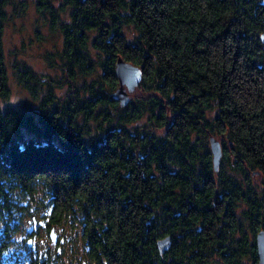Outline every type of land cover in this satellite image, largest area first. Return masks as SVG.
I'll use <instances>...</instances> for the list:
<instances>
[{
    "label": "trees",
    "instance_id": "trees-1",
    "mask_svg": "<svg viewBox=\"0 0 264 264\" xmlns=\"http://www.w3.org/2000/svg\"><path fill=\"white\" fill-rule=\"evenodd\" d=\"M33 2L58 73L13 60L32 102L7 104L5 6L25 2L0 0V264H257L264 0ZM117 59L141 68L124 105Z\"/></svg>",
    "mask_w": 264,
    "mask_h": 264
},
{
    "label": "rangeland",
    "instance_id": "rangeland-1",
    "mask_svg": "<svg viewBox=\"0 0 264 264\" xmlns=\"http://www.w3.org/2000/svg\"><path fill=\"white\" fill-rule=\"evenodd\" d=\"M11 1L17 2L19 0ZM21 1L25 2V7L18 11L13 9L11 3L5 6L6 21L1 33V46L9 86L7 104L14 106L22 102L29 103L32 101L28 92L14 78L10 67V63L13 60L24 61L37 72L51 75L58 73L57 69L47 67L42 55L44 51L50 50L53 46L59 44L58 33L50 32L44 24H38L34 0ZM126 31L128 37H130L132 32L129 29H126ZM40 237L42 238L43 235ZM32 241L31 244L33 243Z\"/></svg>",
    "mask_w": 264,
    "mask_h": 264
},
{
    "label": "water",
    "instance_id": "water-1",
    "mask_svg": "<svg viewBox=\"0 0 264 264\" xmlns=\"http://www.w3.org/2000/svg\"><path fill=\"white\" fill-rule=\"evenodd\" d=\"M260 40L264 43V34L259 35ZM114 76L117 80V86L112 91V97L118 101L120 105H124L130 93L138 84L141 78V68L137 65L131 64L127 61L117 59L114 65ZM209 150L212 156L213 169L217 168V163L220 156V146L218 140L213 137L208 139ZM49 239L54 243L56 235L51 229L48 232ZM32 238L27 239V245H30ZM61 241V239H59ZM170 243V236L158 238L155 241V246L158 253L166 250ZM254 244L256 250L257 264H264V229H259L254 235Z\"/></svg>",
    "mask_w": 264,
    "mask_h": 264
},
{
    "label": "flooded vegetation",
    "instance_id": "flooded-vegetation-1",
    "mask_svg": "<svg viewBox=\"0 0 264 264\" xmlns=\"http://www.w3.org/2000/svg\"><path fill=\"white\" fill-rule=\"evenodd\" d=\"M55 243V242H54Z\"/></svg>",
    "mask_w": 264,
    "mask_h": 264
}]
</instances>
